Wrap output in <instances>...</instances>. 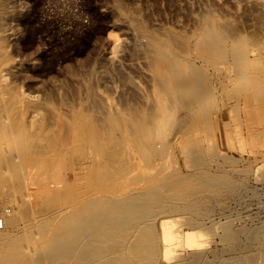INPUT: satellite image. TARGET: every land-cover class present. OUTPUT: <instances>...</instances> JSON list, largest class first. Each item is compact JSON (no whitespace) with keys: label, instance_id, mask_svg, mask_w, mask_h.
Masks as SVG:
<instances>
[{"label":"rangeland","instance_id":"obj_1","mask_svg":"<svg viewBox=\"0 0 264 264\" xmlns=\"http://www.w3.org/2000/svg\"><path fill=\"white\" fill-rule=\"evenodd\" d=\"M117 3L132 9L130 17H119ZM1 4L0 115L8 121L0 126V165L9 163V172L0 175V231L11 238L16 227L6 225L5 217L17 209L29 214V221L20 223L24 230L25 225L38 224L37 210L47 216L70 207L72 195L81 190L79 161L73 159L78 135L73 115L80 110L93 115L89 90L93 88L101 105L96 113L100 118L109 106L122 109L124 104L139 107L147 102L154 73L145 52L147 40L134 20L154 34H188L201 15L214 11L234 31L264 40V0H0ZM114 45L119 47L112 53ZM246 51L244 72L264 77V58L256 60L250 44ZM241 97L220 91L215 103H207L224 104L228 116L220 129L215 128L219 138L203 144L206 153L197 166L189 167L179 150L182 133L172 132L167 172L175 187L161 191L159 199L148 195L149 204H144L149 211L128 219L126 234L120 231L106 243L125 248L117 254L120 264H264V113L249 119L248 103ZM259 97L264 104V93ZM183 110L176 109L177 118L185 116ZM57 149L61 155L54 156ZM128 181L133 185L131 178ZM47 192L56 200L49 201ZM134 220L138 227L126 226ZM36 235L29 242L32 252L24 251L19 264L70 263L66 258L41 259L47 242ZM26 237L22 231L17 241Z\"/></svg>","mask_w":264,"mask_h":264},{"label":"bare ground","instance_id":"obj_2","mask_svg":"<svg viewBox=\"0 0 264 264\" xmlns=\"http://www.w3.org/2000/svg\"><path fill=\"white\" fill-rule=\"evenodd\" d=\"M115 8L122 18L130 17L133 12L120 3ZM133 24L147 40L145 52L154 73L147 102L139 107L126 106L121 102L124 104L123 107L120 106L122 109L109 106L106 115L102 112L104 117L100 118L96 113L98 114L101 105L94 99L93 88L89 90L88 105L92 108L93 115L81 110L73 115V122L78 129L73 159L79 161L80 172L77 170L76 174L79 173L81 190L72 195L70 207L57 208L47 213V216L41 215L45 211L37 210L35 220L38 219L37 213L40 214L38 224L27 225V228L25 225L24 230L20 228V223L24 219L29 221V214H19L16 208L10 218L5 217L6 225L16 227V236L11 238L9 234L5 235L0 231V264H19L24 251L32 252L29 242L33 241L34 236L37 237V233L44 237L43 243L47 242L43 248L46 249L41 257L43 260L66 258L70 260L69 264H120L117 254L124 252L125 248L122 244L118 246L106 243L113 241L112 237L123 231L128 219L142 216L147 210L145 204H149L148 195L156 194L159 199L163 195L161 191L167 192L175 187L169 182L167 172L172 159V132L182 133L179 150L188 160L189 167H195L206 153L203 144L210 139L219 138L220 134L215 128L220 129V123H224L228 116V108L222 103L207 106L209 101L215 103L220 91L234 98L242 96L248 103L245 105L249 106L246 111L249 119H259L264 113L263 101L259 100V94L264 93V83L261 82L264 77L250 76L242 68V60H248V44L254 48L256 60L264 58L262 38L234 31L236 29H233V25L227 19L216 16L214 11L201 15L195 30L188 34H154L136 20ZM118 47L119 45H114L112 53ZM244 78L248 79L246 83L243 82ZM178 107L186 111L182 119L177 118L178 114L176 116ZM239 107L236 102L235 110ZM0 118V126L8 121L3 114ZM57 151H53L54 156L61 155L59 152L62 150ZM8 164L0 165V175L4 176L9 172ZM128 178H131L133 185ZM49 196V201L57 198ZM25 198L29 199L30 196L26 195ZM59 198L61 202V195ZM129 222L126 226L131 229L138 227L135 220ZM22 231L27 239L24 238V242L21 239L19 243L17 240ZM165 232L162 229L164 238ZM123 234H126L125 231ZM121 240L124 243L126 239L123 237Z\"/></svg>","mask_w":264,"mask_h":264}]
</instances>
